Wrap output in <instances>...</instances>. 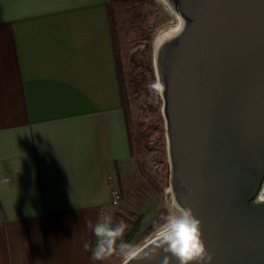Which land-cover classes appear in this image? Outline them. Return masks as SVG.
<instances>
[{"label":"crops","instance_id":"0c3cea01","mask_svg":"<svg viewBox=\"0 0 264 264\" xmlns=\"http://www.w3.org/2000/svg\"><path fill=\"white\" fill-rule=\"evenodd\" d=\"M107 2L0 0V264H94L131 158Z\"/></svg>","mask_w":264,"mask_h":264},{"label":"water","instance_id":"95a60500","mask_svg":"<svg viewBox=\"0 0 264 264\" xmlns=\"http://www.w3.org/2000/svg\"><path fill=\"white\" fill-rule=\"evenodd\" d=\"M154 1L172 18L151 37L168 207L200 219L207 264H264V0ZM177 15L184 31L155 48ZM165 256L178 264H130Z\"/></svg>","mask_w":264,"mask_h":264},{"label":"rangeland","instance_id":"374dc122","mask_svg":"<svg viewBox=\"0 0 264 264\" xmlns=\"http://www.w3.org/2000/svg\"><path fill=\"white\" fill-rule=\"evenodd\" d=\"M119 40V59L126 93L131 158L111 174L115 203L100 215L123 221L124 241L138 246L163 223L171 209L165 194L166 161L161 100L150 85L155 81L151 65V37L172 21L154 0H112ZM115 253L94 264H117Z\"/></svg>","mask_w":264,"mask_h":264},{"label":"clouds","instance_id":"9594fccd","mask_svg":"<svg viewBox=\"0 0 264 264\" xmlns=\"http://www.w3.org/2000/svg\"><path fill=\"white\" fill-rule=\"evenodd\" d=\"M164 2L167 3L168 0ZM176 21L174 26L157 32L153 37L155 48L159 49L164 43L182 34L185 21L179 15L176 16ZM150 88L159 94L165 90L160 79H156ZM87 226L95 237V244L91 247V257L95 261H103L118 253L122 257V264H130L134 259L150 258L160 251L170 253L178 264H207L212 259L202 239L200 219L191 208L183 207L174 200L172 210L163 217V223L145 247H136L124 241L127 225L123 221L113 223L111 216L105 215L102 220L95 223L89 220ZM83 249L85 251L90 249L89 242H84ZM161 264H169L167 256Z\"/></svg>","mask_w":264,"mask_h":264},{"label":"trees","instance_id":"16d2710c","mask_svg":"<svg viewBox=\"0 0 264 264\" xmlns=\"http://www.w3.org/2000/svg\"><path fill=\"white\" fill-rule=\"evenodd\" d=\"M106 6H107L108 18H109V22H110V26H111V30H112L114 49H115L116 55L118 57L119 56V52H118L119 51V43H118L117 34H116L115 12H114V6L112 3V0H108ZM119 73H120V91H121V96H122V102L124 104L125 112H126V115L128 117L127 100H126V93H125V88H124V84H123L120 60H119Z\"/></svg>","mask_w":264,"mask_h":264},{"label":"built area","instance_id":"2783aa9c","mask_svg":"<svg viewBox=\"0 0 264 264\" xmlns=\"http://www.w3.org/2000/svg\"><path fill=\"white\" fill-rule=\"evenodd\" d=\"M116 200H117V196H116V194L114 192H112V201H113V203H115Z\"/></svg>","mask_w":264,"mask_h":264}]
</instances>
